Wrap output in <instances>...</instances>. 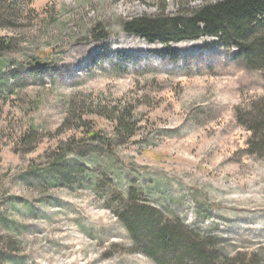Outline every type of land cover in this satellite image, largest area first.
<instances>
[{"label": "rangeland", "instance_id": "374dc122", "mask_svg": "<svg viewBox=\"0 0 264 264\" xmlns=\"http://www.w3.org/2000/svg\"><path fill=\"white\" fill-rule=\"evenodd\" d=\"M216 1L34 0L30 19L0 18L5 264H177L142 224L128 229L134 212L264 264V158L246 127L264 70L217 36L165 42L123 28Z\"/></svg>", "mask_w": 264, "mask_h": 264}, {"label": "trees", "instance_id": "16d2710c", "mask_svg": "<svg viewBox=\"0 0 264 264\" xmlns=\"http://www.w3.org/2000/svg\"><path fill=\"white\" fill-rule=\"evenodd\" d=\"M33 1L0 0V18L10 24L30 19L35 13L30 7ZM23 4L27 6L26 9L22 7ZM165 11L166 7H163L160 13L153 16L132 17L123 22V28L126 32L145 37L159 34L165 42L195 39L203 35L217 36L224 46H237L252 69L264 70V0L205 2L198 7L181 10L176 15L166 14ZM95 28L91 32L101 35L102 29ZM6 45L0 41V50L8 49L5 48L9 47ZM116 121L118 130H121L123 135L132 133L133 125L127 119L126 112L118 115ZM246 127L252 133L249 139L251 153L264 158V99L252 104V114L246 122ZM145 214L146 212H134V220L130 218L125 222L126 226L133 233L135 227L142 224L149 232L154 251L175 250L177 264L192 256L198 264H239L237 259L208 251L203 242L185 241L186 237L168 225L157 227L154 223L155 217ZM180 246L182 249L179 254L177 250ZM10 258L9 253L0 250V264H5ZM240 264L245 262L241 261Z\"/></svg>", "mask_w": 264, "mask_h": 264}]
</instances>
